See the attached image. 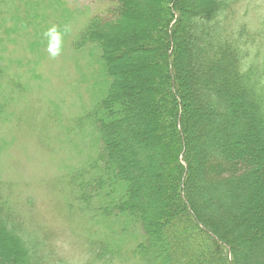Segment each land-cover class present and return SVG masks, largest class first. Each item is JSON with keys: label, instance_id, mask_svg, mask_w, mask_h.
I'll return each mask as SVG.
<instances>
[{"label": "trees", "instance_id": "obj_1", "mask_svg": "<svg viewBox=\"0 0 264 264\" xmlns=\"http://www.w3.org/2000/svg\"><path fill=\"white\" fill-rule=\"evenodd\" d=\"M104 1L103 13L85 20L71 42L75 52L87 49L91 56L97 55L95 77L103 79L98 96L74 119L73 132L90 139L86 149L75 143L82 161L68 177L73 202L94 211L89 216L98 222L121 223L120 232L132 235L134 241L122 260L134 264H264V230L246 243L243 240L254 206L236 201L258 189L260 197V166L264 167V66L263 61L255 62L256 53L248 58L250 41L245 38L250 36L244 28L232 26L236 0H155L146 29L136 26L128 0ZM29 17L35 23L37 16ZM118 36L125 37L128 45L120 44ZM35 45L31 42L30 48ZM144 50L159 54L144 65L161 70L145 86L148 97L151 89L157 90L148 102L143 82L122 79L115 62L120 55L137 60L141 56L134 53ZM4 68L0 61V81ZM188 81L195 108L187 102ZM15 85L22 88L20 82ZM4 114L1 104L0 119L6 118ZM195 117L203 124L193 129ZM146 123L153 127L146 129ZM193 136L199 139L198 162ZM147 143L160 145L166 158L164 175L171 183L165 209L157 213H149V202L139 191V172L153 166ZM5 145L1 141L0 150ZM198 163L208 197L199 202L193 197ZM221 191L228 193V205L218 200L223 195H214ZM27 206L23 203L22 214L0 182V264H67L41 238ZM108 240L95 236L90 242L92 261L111 264L114 256L122 255L116 246L120 238L111 244ZM248 250H254L253 263L247 261Z\"/></svg>", "mask_w": 264, "mask_h": 264}, {"label": "rangeland", "instance_id": "obj_2", "mask_svg": "<svg viewBox=\"0 0 264 264\" xmlns=\"http://www.w3.org/2000/svg\"><path fill=\"white\" fill-rule=\"evenodd\" d=\"M29 1L30 5L27 6L23 0H0V61L5 66V77L0 81V105L4 106L6 114L4 120L0 119V142L7 143L0 150V182L3 184L4 194L10 198L12 205H20L22 214L23 203L28 205L27 209L39 226L41 238L46 239L47 246L56 258L63 259L67 264H104L92 261V254L88 251V246L95 236L104 239L109 237L110 244L111 240L118 241L120 238L121 242L116 243V246L121 247L122 255L114 256L111 264H134L122 260L123 254L126 255L125 251L130 250L134 244L132 235L120 232L121 223L110 226L106 221L98 222L89 216L93 215L94 211L77 207L78 201L73 202L67 183L71 172L81 166L82 154L75 143L86 149V143L90 139L86 134L73 132L74 119L81 108L93 100V96H98L103 88V79L100 76L95 77L97 66L93 59H96L97 55L91 56L87 49L75 52L71 42L85 20L92 15L103 13L105 1ZM127 2V10L132 12L136 26L148 28L152 8L158 1ZM235 10L232 26H235V30L243 27L245 34L250 36L245 38L250 41L246 46L248 58H255L256 53L258 61L255 62L263 61L264 66V0H236ZM29 15L37 16L35 23H30ZM16 19H19L18 23ZM21 19L23 27L20 26ZM52 25L68 29L63 34L61 52L56 57L49 54L48 38L45 36V32ZM121 33L120 35H125V32ZM118 38L120 44L128 45L125 37ZM31 42H37V46L31 49ZM138 55L141 58L137 60L120 55L115 61L118 64L116 67L121 71L122 79L130 83L142 81L145 102H148L149 98L152 101L154 91L157 90L151 89L148 97L145 86L149 85L156 75H161V70L154 71L144 64L148 58L157 57L159 54L144 50L134 53V57ZM246 63H250V60H246ZM97 80L98 88L95 85ZM16 82L21 83V89L16 87ZM185 86L188 92L187 102H191L193 106L196 100L192 99L189 81ZM147 117L150 118V115L147 114ZM193 121V129L198 123L203 124L197 117ZM149 127L153 126L146 123L145 128ZM150 136L156 138L153 131ZM191 140L193 143L197 142L193 154L198 157V162L199 139L193 136ZM145 147L150 152L149 161L153 166L149 170L143 168L138 171L141 177L139 191L144 193L149 202V213L155 210L156 213L162 212L166 206L165 197L171 188V183L164 175L167 171L166 158L160 145L147 143ZM246 147L251 150L253 146L247 144ZM260 167V197L257 196L258 189L253 190L251 196L247 197L243 193L239 200L235 199L240 206L245 203L254 206V210L249 213V222L245 225L248 227L243 237L245 243L251 236L264 230V217L260 218L264 216V167ZM200 168L198 163L194 169L193 197L198 202L208 198L202 189L204 179L201 177ZM219 193L223 197L218 200L228 205V193L221 191L214 195L218 198ZM170 201H175L173 194ZM211 202L214 204L212 200ZM253 203L255 205H252ZM206 207L210 208L208 205ZM249 251L245 252L246 258L248 263H253L256 260L252 256L254 250Z\"/></svg>", "mask_w": 264, "mask_h": 264}, {"label": "clouds", "instance_id": "obj_3", "mask_svg": "<svg viewBox=\"0 0 264 264\" xmlns=\"http://www.w3.org/2000/svg\"><path fill=\"white\" fill-rule=\"evenodd\" d=\"M68 31L67 27L63 29V32L57 25H52L45 32V36L48 38V52L52 57H56L60 54L62 43H63V34Z\"/></svg>", "mask_w": 264, "mask_h": 264}]
</instances>
